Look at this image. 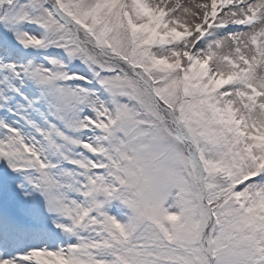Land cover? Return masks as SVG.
Returning a JSON list of instances; mask_svg holds the SVG:
<instances>
[{
	"label": "snow or ice",
	"instance_id": "6c2138e0",
	"mask_svg": "<svg viewBox=\"0 0 264 264\" xmlns=\"http://www.w3.org/2000/svg\"><path fill=\"white\" fill-rule=\"evenodd\" d=\"M0 264H264V0H0Z\"/></svg>",
	"mask_w": 264,
	"mask_h": 264
}]
</instances>
